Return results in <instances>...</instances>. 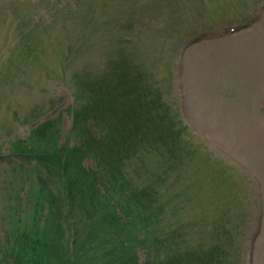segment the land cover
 Here are the masks:
<instances>
[{
    "label": "rangeland",
    "instance_id": "374dc122",
    "mask_svg": "<svg viewBox=\"0 0 264 264\" xmlns=\"http://www.w3.org/2000/svg\"><path fill=\"white\" fill-rule=\"evenodd\" d=\"M124 51L179 105L188 139L230 174L200 176L167 221L195 233L204 256L212 237L238 264H264V0H0V150L8 155L11 140L51 115L71 131L76 75L98 74ZM71 135L72 145L80 137ZM8 158H0V252L10 245L2 210L10 193L40 186L34 160L23 158L18 172ZM190 221L201 223L195 232Z\"/></svg>",
    "mask_w": 264,
    "mask_h": 264
},
{
    "label": "trees",
    "instance_id": "16d2710c",
    "mask_svg": "<svg viewBox=\"0 0 264 264\" xmlns=\"http://www.w3.org/2000/svg\"><path fill=\"white\" fill-rule=\"evenodd\" d=\"M118 55L98 74L76 75L73 127L63 144L54 120L15 144L14 153L33 155L41 167L35 193H11L10 264H238L232 249L212 237L204 256L195 233L167 221L165 213L180 212L183 178L192 180L187 170L196 157L202 173L206 166L215 172L214 181L230 174L188 139L155 76L133 55ZM71 134L80 137L72 145ZM167 182L185 188L171 192ZM189 223L194 232L201 224ZM139 249L148 252L144 262Z\"/></svg>",
    "mask_w": 264,
    "mask_h": 264
}]
</instances>
